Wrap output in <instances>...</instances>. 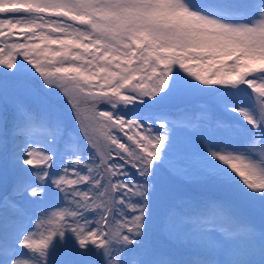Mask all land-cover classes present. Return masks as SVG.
Segmentation results:
<instances>
[{
  "label": "snow or ice",
  "instance_id": "6c2138e0",
  "mask_svg": "<svg viewBox=\"0 0 264 264\" xmlns=\"http://www.w3.org/2000/svg\"><path fill=\"white\" fill-rule=\"evenodd\" d=\"M0 264H264V0H0Z\"/></svg>",
  "mask_w": 264,
  "mask_h": 264
}]
</instances>
